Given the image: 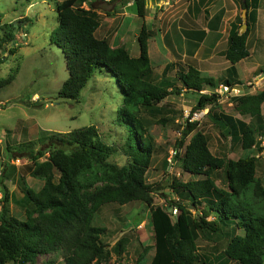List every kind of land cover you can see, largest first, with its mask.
<instances>
[{"label":"trees","instance_id":"trees-1","mask_svg":"<svg viewBox=\"0 0 264 264\" xmlns=\"http://www.w3.org/2000/svg\"><path fill=\"white\" fill-rule=\"evenodd\" d=\"M131 1L143 21L137 39L138 57H133L124 46L112 47L108 40L96 37L101 22L95 3L105 0L63 1L58 5V26L51 35V42L63 49L68 70V78L59 92L60 98L77 100L95 73L103 74L106 70L117 79L124 100L120 115L133 124L127 126L129 136L125 153L128 166L119 168L108 162L116 148L102 140L95 126L67 134L43 132L37 139L42 147L37 154L32 152L29 155L32 165L26 168L30 177L42 181V186L36 185L39 187L36 190L23 181L25 190L20 201L25 207V220L8 215L10 192L3 185L0 264H34L40 256L50 254L61 255L64 259L61 264H101L108 260L110 253L108 245L102 241L107 228L101 221V210L111 204L125 205L135 201L145 202L150 209L154 232L151 264H208L198 255V239L203 236L215 240V236L223 238L227 235L230 239L216 264H264V175L257 173L262 159L259 154L264 147L257 139V135L263 132H259L261 128L257 129L256 124L217 112L211 115L217 126L227 130V137L239 143L246 152L237 161L214 155L202 133L195 134L190 140L181 158V167L186 173L203 178L178 181L175 186L187 192L197 213L201 209L199 205L204 204L200 214H194L183 202H169V206L177 209L176 216L154 204L153 189L145 180L154 145L150 138L143 137L144 123L148 122L142 120L141 110H153L155 118L160 120L163 113L158 105L187 90L186 93L199 95L190 117L209 106L213 113L219 95L202 92L216 89L219 81L192 66L179 69L171 80L169 73L175 65L168 64L156 82L149 55L152 32L145 22L146 0ZM259 1L241 0L242 8L248 11V29L239 34L241 18L231 29L225 52L231 63L225 84L230 87L239 85L236 65L250 55L248 37L257 20ZM84 3L89 9L82 7ZM12 37L8 33L1 38L0 49ZM13 79L11 75L0 81V89ZM233 101L237 114L251 115L254 120L263 121L264 90ZM189 119L178 147L199 125ZM222 136L226 137L225 131ZM56 171L59 179H56ZM93 171L94 174L86 178ZM218 173L224 174L221 184L215 178ZM2 175L4 181L7 174L3 171ZM240 231L243 235L239 234Z\"/></svg>","mask_w":264,"mask_h":264},{"label":"rangeland","instance_id":"rangeland-1","mask_svg":"<svg viewBox=\"0 0 264 264\" xmlns=\"http://www.w3.org/2000/svg\"><path fill=\"white\" fill-rule=\"evenodd\" d=\"M63 1L65 0H0V39L8 33L13 36L12 40L7 39V43L0 49V81L14 76L10 84L0 89V213L3 206V185H6L10 192L8 215L20 220L26 218L23 201H20L25 190L23 181H27L28 185L36 190L39 189L36 185L42 186V181L30 177L26 168L32 165L29 155L32 152L37 154L42 147L37 139L43 132L67 134L95 126L102 140L116 148L108 162L119 168L128 166L129 163L125 153L129 136L127 126L133 124L125 121L120 115L124 100L119 83L110 76V72L104 70L103 74L95 73L77 100L59 97V92L68 78V70L63 49L51 42V35L58 26V5ZM127 1L131 2L105 0L103 3H95L99 8L96 12L101 22L96 37L108 40L113 47L126 46L131 54L137 47L132 33H128L123 40L121 36L116 35L125 20L127 24H124L122 31H129V19L126 15H122V19L117 18L122 12H135L133 2V8L130 10ZM88 6L82 5L85 9H89ZM259 32L261 39L258 37L254 43V55L239 63V70H242L239 86L245 90L236 97L256 95L264 90V77H260L264 74V23ZM152 56L155 79L158 82L161 79V69L167 61L157 51L153 52ZM254 76L256 77L252 79ZM225 79L218 78L219 85L216 89H208L202 93L221 92ZM186 91L180 96L172 95L158 105V109L163 113L160 120L155 118L153 110H141L142 120L148 122L144 123L143 137L150 138L154 145V154L147 166L145 180L153 189L152 197L156 206L172 211L169 202L178 201L189 206L194 214H200L204 204L199 205L201 209L197 213L189 202L187 192L175 186L178 181L187 182L203 178L192 176L181 167V158L185 155L190 140L195 134L202 133L214 155L237 161L244 157L246 152L239 143L233 142L230 136L227 137V130L217 126L211 115L217 112L256 124L257 129L261 128L258 129L259 132H263L257 135L263 146L264 105L263 121L258 122L251 115L237 114L236 102L233 101L235 97L232 98L234 105L227 102L226 98L222 99L213 109V113L210 106L195 113L192 122L198 121L199 125L184 139L185 143L178 147L187 125V117L199 99L198 94ZM162 119L164 121H161ZM223 131L226 137L222 136ZM257 168L258 175H264V155ZM3 171L7 174L4 181ZM92 174L94 171L89 172L86 178ZM223 177V173L215 176L218 184L223 182ZM56 179H59L58 171ZM101 221L107 228L102 241L108 245L110 252L108 260L101 264H151L154 256V232L150 209L145 202L105 206L101 210ZM239 234L243 235L242 231ZM229 239V235L223 238L215 236V240L201 236L197 241L199 257L208 264H216V259L222 256ZM148 247L150 250H146ZM50 261L61 264L64 259L61 255L50 254L40 256L34 264Z\"/></svg>","mask_w":264,"mask_h":264},{"label":"crops","instance_id":"crops-1","mask_svg":"<svg viewBox=\"0 0 264 264\" xmlns=\"http://www.w3.org/2000/svg\"><path fill=\"white\" fill-rule=\"evenodd\" d=\"M131 5L132 1L128 2L130 10L133 8ZM146 8L145 22L148 30L152 32L149 40L151 61L153 63L152 53L155 51L163 55L167 61L161 69V75L168 64H174L175 69L169 73L171 80L179 69L186 70L189 66L214 79L227 78V70L231 67V63L225 57V52L232 27L238 24L239 18L242 19L244 9L241 0H146ZM122 13L117 18L122 19V15H126L129 19L127 25L129 31H122L124 24H127L125 20L116 35L121 36L123 40L128 33H132L134 44L137 42L138 47L137 39L143 21L136 12ZM263 23L264 0H260L257 20L248 37L250 52L248 57L254 55V43L258 37L261 39L259 29ZM243 24L242 19L241 26ZM137 47L131 53L133 57H138L140 54ZM126 49L129 50L127 47ZM239 63L236 69L240 80L239 75L242 70H239ZM260 77H264V74ZM262 145L264 147V143ZM261 154L264 155V150Z\"/></svg>","mask_w":264,"mask_h":264},{"label":"clouds","instance_id":"clouds-1","mask_svg":"<svg viewBox=\"0 0 264 264\" xmlns=\"http://www.w3.org/2000/svg\"><path fill=\"white\" fill-rule=\"evenodd\" d=\"M109 1V0H108ZM133 2V1H132ZM221 86H227L229 89H236L237 91H238V93L240 94V93H242L245 89L243 88V87H241V86H239V85H235L234 87H230V86H228V85H226V84H223V85H221ZM239 87H241L242 88V90L241 89H239ZM244 89V90H243ZM204 92V91H203ZM214 93H217L218 95H219V98H218V104H219V102H220V100H222V99H225V98H228L227 99V102H229V103H233L232 102V98H238V97H236V96H238L239 94H234V92L233 91H230V95H228V94H224L223 92H222V90H221V92H214ZM233 93V94H232ZM206 94V93H205ZM231 95H233V97H230ZM233 105H234V103H233ZM234 107V106H233ZM205 110V109H204ZM201 111H203V110H201ZM192 112V111H191ZM198 111H196L195 113H197ZM194 113V114H195ZM194 114H193V116H194ZM190 115H191V113H190ZM190 115H189V117H187V120H188V118H190L189 120H190V122H192L191 121V118L193 117H190ZM196 122H198V121H196ZM192 123H194V122H192ZM199 123V122H198ZM259 156H261V153L259 154ZM173 209H175L174 207H172V211L170 210V212H171V214L173 215V216H176L177 214H178V211H177V209H176V213L174 214L173 213Z\"/></svg>","mask_w":264,"mask_h":264},{"label":"water","instance_id":"water-1","mask_svg":"<svg viewBox=\"0 0 264 264\" xmlns=\"http://www.w3.org/2000/svg\"><path fill=\"white\" fill-rule=\"evenodd\" d=\"M242 19H243L244 24L239 29L240 35L244 34L246 32V30L248 29V11H247V9L243 10ZM239 89L242 90L241 87H239Z\"/></svg>","mask_w":264,"mask_h":264},{"label":"built area","instance_id":"built-area-1","mask_svg":"<svg viewBox=\"0 0 264 264\" xmlns=\"http://www.w3.org/2000/svg\"><path fill=\"white\" fill-rule=\"evenodd\" d=\"M221 88H222V92L224 93V94H228V95H230V91H233L235 94H239L238 93V91L236 90V89H229L227 86H221ZM226 99H228V98H226ZM229 100V99H228ZM190 115V114H189ZM195 115V114H194ZM197 114H196V118H197ZM189 117V116H188ZM194 117V116H193ZM192 117V118H193ZM192 118H191V121H193L192 120ZM174 154H175V152H174ZM262 155V154H261ZM173 213L175 214L176 213V209H173Z\"/></svg>","mask_w":264,"mask_h":264}]
</instances>
